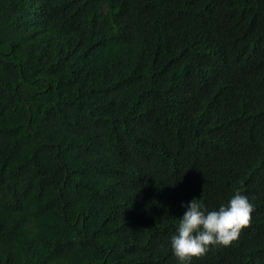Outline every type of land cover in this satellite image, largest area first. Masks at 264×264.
<instances>
[{"label": "trees", "instance_id": "trees-1", "mask_svg": "<svg viewBox=\"0 0 264 264\" xmlns=\"http://www.w3.org/2000/svg\"><path fill=\"white\" fill-rule=\"evenodd\" d=\"M237 193L188 264H264V0H0V264H181Z\"/></svg>", "mask_w": 264, "mask_h": 264}, {"label": "clouds", "instance_id": "clouds-1", "mask_svg": "<svg viewBox=\"0 0 264 264\" xmlns=\"http://www.w3.org/2000/svg\"><path fill=\"white\" fill-rule=\"evenodd\" d=\"M186 208L177 233L171 237L172 251L181 264L204 257L210 246L228 247L237 241L241 231L250 226L254 211L248 198L239 193L218 210L206 211L195 199Z\"/></svg>", "mask_w": 264, "mask_h": 264}]
</instances>
